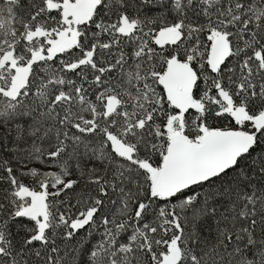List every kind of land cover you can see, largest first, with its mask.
Segmentation results:
<instances>
[{"label":"snow or ice","instance_id":"1","mask_svg":"<svg viewBox=\"0 0 264 264\" xmlns=\"http://www.w3.org/2000/svg\"><path fill=\"white\" fill-rule=\"evenodd\" d=\"M0 264H264V0H0Z\"/></svg>","mask_w":264,"mask_h":264}]
</instances>
